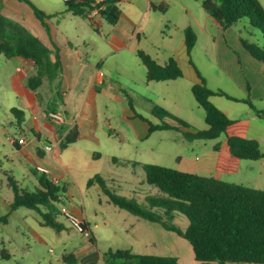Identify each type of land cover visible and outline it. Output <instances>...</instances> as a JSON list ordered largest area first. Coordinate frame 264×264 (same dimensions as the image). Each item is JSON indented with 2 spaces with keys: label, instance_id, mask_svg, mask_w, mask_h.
<instances>
[{
  "label": "crops",
  "instance_id": "obj_1",
  "mask_svg": "<svg viewBox=\"0 0 264 264\" xmlns=\"http://www.w3.org/2000/svg\"><path fill=\"white\" fill-rule=\"evenodd\" d=\"M19 2L21 1L0 0V4H3L2 13L26 26L51 50L52 62L59 60L60 74L53 83L47 77H43L41 86L33 91L28 88L27 82L30 77L38 74V69L34 64L22 58H6L5 56L0 58V61L2 59L6 61L5 64L1 63L3 66L0 65V135L8 131L7 127L10 130L15 125L21 127L18 137H7L11 146L6 145L0 139V166L5 167L4 160H9L14 167H24V160L32 162L35 166L34 169L24 168L28 173L33 174V177L35 176V190L39 187V182L34 172L37 170L38 173H43L39 171V168L47 170L45 173L47 177L64 189V196L59 195L61 201L65 197L83 198L93 193H96L99 198L97 204L100 216L98 214L95 216L94 221L97 222H94V225L91 224L89 216L83 208L72 204L67 208L68 212L78 216L86 223L91 236L88 241L83 242L82 250H79V246L67 245L60 260L64 262V256L75 255L76 264H104L103 255L106 251L120 249L129 250L136 256H171L177 257L179 264H197L192 246L186 242V239L166 230L160 224L147 221L124 209L115 207L99 185L88 186V181L91 178L102 174L100 169L94 165L101 159L102 154L98 151L106 147L114 149L115 140H119L121 143L120 156L110 155V157L118 177L133 173L139 175L140 185H144L146 181L144 165L148 163H144L138 158V155L144 150L135 148L132 143H128L124 136L134 137L135 140L148 138L151 135L149 124L137 117L136 113L142 115L146 120L150 121V119L137 110L138 98L135 99L137 93L123 84L113 82V79L104 72V63L108 55L114 53L121 55L128 51L137 56V52L141 50L151 55L162 66L174 58L182 67L181 60L176 58V55L180 50L187 53L185 33L177 45L174 35L164 32V27H166L164 16L157 15L159 11L151 8V4L158 5L164 0H122L119 4L120 20L115 25L109 24L111 27L107 28L106 32L104 29L107 22L95 10L89 11L87 18H82L74 16L72 12L68 11L65 3L62 16L52 15L53 18L46 20L48 25L46 28L35 14V17H23L22 5ZM125 4L127 6L124 9L121 5ZM23 8L26 10L25 6ZM46 14L51 15L50 12H46ZM71 18H76L77 21L82 19L94 26L100 37L105 38L111 45L107 56L96 52L89 40L86 39L87 33L84 30L73 31L68 28L67 24L72 20ZM52 20L55 21L53 26ZM232 28L224 30L219 25L217 27L219 41L216 43V48L218 47L220 50V55H218L221 59L220 62L224 65L223 69L235 79L234 82L244 89L247 90L246 82H244L245 77L252 79L255 88L253 91L251 90V100L262 101L261 99H264V65L244 52L242 53L244 76L242 72H239L240 67L236 66L239 58L235 57L229 49L226 50L228 40L232 41L238 50H241L239 47L241 41L236 37ZM215 39L217 38H214V43ZM150 43H153V47L148 50ZM118 65L123 68L122 64ZM237 71L239 72L238 76ZM196 78L194 84L199 82L197 74ZM179 79L161 81L160 84L170 85L178 82ZM154 82H148V86L153 88ZM256 89L262 90L258 96L254 94ZM39 90L42 94L39 93ZM7 93H12L11 98H15V100L4 101ZM53 101L57 104L56 111L64 114L63 124H57L49 118L51 113L49 107ZM41 107L44 108V115L38 117L36 113ZM142 107L146 113L154 116L152 107L149 105H142ZM13 109L22 111L23 122L18 121L12 113ZM223 111L229 118L237 121L231 116L232 106H227V109ZM27 114L33 116L32 120L27 122L31 123V126L25 130L22 128V123H25ZM245 119L248 122L247 131L252 135L250 139L257 140L262 150L264 120L257 119L251 108ZM133 120L141 121L145 127L142 126L140 131L139 123L135 122L136 125H134ZM75 126L79 130L78 141L61 149V143ZM22 135L26 136L24 144L18 142ZM235 135L232 134V136ZM70 148H74L75 152L65 155L64 152ZM79 148L86 151L84 158L81 157ZM129 150L135 151L136 156L129 155ZM262 152L264 153L263 150ZM2 174L6 180L4 181L0 176V195H4L5 191L9 194L10 180L13 178L17 182V179L12 170L2 168ZM261 175L262 178L255 181L258 185L255 188L264 190V169ZM103 204L107 205L105 209L101 208L104 206ZM41 226L43 225L41 224ZM94 229L98 230V239L105 242V248L100 246L99 240L93 234ZM33 232L38 239L44 241L42 234ZM68 251L71 252L68 253ZM5 253L10 259L11 254L7 251ZM132 264H138V259H134Z\"/></svg>",
  "mask_w": 264,
  "mask_h": 264
},
{
  "label": "rangeland",
  "instance_id": "obj_2",
  "mask_svg": "<svg viewBox=\"0 0 264 264\" xmlns=\"http://www.w3.org/2000/svg\"><path fill=\"white\" fill-rule=\"evenodd\" d=\"M31 1L45 13L50 12L51 16L61 17L63 10H65V2L63 0ZM259 1L264 7V0ZM19 3L22 5L21 11L23 12V17H35L33 9L28 4L22 1ZM158 5L166 7L165 12L160 13L161 11H159L157 15L164 16L166 25L164 32L168 35H174L177 45L179 40L182 39L184 29L187 27H191L197 36L195 49L190 56L183 50L177 52L176 58L181 60L184 77L170 85L154 82L153 88L149 87L146 80V68L136 54L126 51L121 55L114 53L109 56L107 53L111 45L105 38L100 37L94 26L88 24L86 21L82 19L77 21L76 18H71L72 20L67 25L73 31L84 30L87 33L86 39L89 40L96 52L102 56L108 55L104 63V72L113 79V82L123 84V86L137 93V97H135V99L138 98V103H136L137 110L149 118L151 122L156 124H162V122L173 124V120L171 119L164 118L161 121L155 116L146 113L142 105H149L152 108L155 106L164 108L174 118L187 123L193 132L208 130V125L205 122V111L198 105L191 90L192 85L197 79L193 65L205 79L210 89L223 90L239 100L245 99L248 96L251 98V90H254L255 84L252 79L245 77V86L250 87L249 95L247 90L237 82H234L235 79L231 77L230 73L223 69L224 65L221 64L220 56H218L220 55V50H218V47L216 48V43L219 41L217 34L218 24L205 12L202 7V0H164V2ZM24 6L26 10H24ZM126 6V4L121 5L124 9ZM54 22L52 20V26L55 25ZM105 27L104 31L106 32V29L111 26L106 23ZM232 29L240 41L242 39L246 40L264 50V36L259 29L250 24L249 20L242 19ZM214 38H217L215 39V43ZM229 41L226 43V50L229 49L235 57L239 58L236 66L240 67L239 72H242L244 76L242 53L245 52L250 57L251 55L241 42L239 43L241 50H238L234 43ZM152 44L148 45V50H151ZM190 61L193 65L189 63ZM1 63L5 64L6 61L4 59L0 61V65L3 66ZM118 64H122L123 68ZM262 64L264 65V63ZM261 91L260 89H256L254 94L258 96ZM39 93L42 94L41 90H39ZM11 97L12 93H7L4 101L10 102L13 99L15 100V98ZM261 100L257 99L253 103L257 109L264 110V99ZM211 101L221 111L226 110L227 106H232L233 112L231 116L237 120L232 128L228 129L226 133L217 139L190 141L184 136V129L181 131H156L149 135L148 138L142 140H135L134 137L129 136H124V138H127L128 143H132L135 148L144 150L138 155L140 161L144 163L158 164L180 171L193 172L201 176H211L229 183L245 184L244 186L247 185V187L251 188L257 187L258 185L255 181L262 178L261 173L264 169V160L252 161L235 158L231 155L227 143L228 137L232 136V134L249 139L252 136L247 131L246 125H248V122L245 119L247 113L250 111L249 106L242 102L230 101L221 96L213 97ZM42 106L45 105L42 104ZM43 110L44 108H39L36 115L42 117L44 115ZM32 116V114H27L25 123H22L23 129H29L31 123L27 122H29L28 120H32ZM133 122L134 125L139 123L140 131L142 126L145 127V124L141 121L133 120ZM7 129L8 131L0 135V139L6 145L11 146L7 137H18L21 127L15 125L13 129L10 130L8 127ZM114 147V149L106 147L98 151L102 154L101 159L94 164L95 167L100 169L102 172L101 176L107 181L112 191H116L117 195L127 199L136 200L144 207L149 206L147 198H168L158 188L148 184L146 181L144 185H140L138 174L134 175L131 173L118 177L110 155L120 156L121 143L119 140H115ZM262 150L264 151V143H262ZM74 152L75 149L70 148L64 153L65 155H71ZM85 152L83 149L79 150L82 158L85 157ZM128 154L136 156V152L132 150H129ZM23 162L24 167L35 168L32 162L27 160ZM4 163L5 167L0 166V176L4 181L6 177L2 174V168L13 171L20 188L26 189L29 192L35 191V176L33 177V174L28 173L22 166L14 167L13 163H10L9 160H4ZM74 173L76 172L74 171ZM8 193L5 191L4 195H0V264H66L60 260L66 246L72 244L74 247L79 246V250H82L83 242L88 241L91 236L88 232L82 234L66 218L65 212L68 211L67 208L70 207V204L83 208L87 216H89L91 224L94 225V222H97L94 221L95 216L99 212L97 204L99 198L96 193L83 198L78 196H75L73 199L65 197L62 201L53 204L54 220L63 226L60 232L45 226L42 216L36 210L23 207L12 210L11 204L14 200L12 188ZM60 195L64 196L63 192ZM103 205L101 208L105 209L107 205ZM3 217H7V220L5 221ZM173 222L183 230L189 225L188 219L180 213H174ZM33 231L37 234H42L44 241L42 242L38 239ZM93 234L99 240L98 230L94 229ZM186 242L189 243L187 240ZM99 244L102 248L106 246L103 240H99ZM2 251L9 252L11 254L10 259H3L1 257ZM70 252L68 251V253Z\"/></svg>",
  "mask_w": 264,
  "mask_h": 264
},
{
  "label": "trees",
  "instance_id": "obj_3",
  "mask_svg": "<svg viewBox=\"0 0 264 264\" xmlns=\"http://www.w3.org/2000/svg\"><path fill=\"white\" fill-rule=\"evenodd\" d=\"M19 1L28 4L36 18L48 28L46 20L53 16L40 10L31 0ZM121 1L103 0L96 6L90 0H73L65 3L67 10L74 16L87 18L89 11L99 9L101 17L108 24L115 25L121 17L119 7ZM202 7L224 30L232 28L242 19H247L264 36V7L259 0H202ZM2 8L3 4H0V58L2 56L22 58L34 64L38 74L30 77L27 82L28 88L33 91L41 86L43 77H47L53 83L60 74L59 60L52 62L51 50L26 26L6 17L2 13ZM151 8L161 12L166 11L164 5L151 4ZM184 33L187 54L190 56L196 45L197 36L191 27H187ZM241 42L255 60L264 63L262 48L243 39ZM137 56L146 67L148 82L177 80L184 77L182 68L174 58L162 66L144 51L139 50ZM193 67L199 82L193 85L192 93L198 105L205 111L208 130L193 132L187 123L174 118L164 108L155 106L152 114L161 121L164 118L171 119L173 124L162 122L156 125L136 113L137 117L148 122L150 134L156 131L184 129L183 134L190 141L219 138L235 124V121L212 103L211 98L214 96L242 102L253 110L257 119L264 120V110L257 109L250 96L239 100L223 90L210 89L196 67L194 65ZM247 92L250 93L249 86ZM56 107L57 104L53 101L49 112H55ZM12 113L19 122H23L22 111L13 109ZM78 138L79 130L75 126L61 143V149L76 143ZM227 143L231 155L235 158L252 161L264 158L257 140L230 136ZM144 170L146 182L167 195V199L147 198L149 206L144 207L136 200L117 195L108 188L101 176L91 178L88 186L99 185L115 207L160 224L166 230L186 239L192 246L197 264H264V190L158 164H145ZM34 174L38 178L39 187L33 192L20 188L13 178L10 180L14 192L11 208L17 210L23 207L36 210L42 216L45 226L60 232L63 226L54 220L52 207L54 203L61 201L59 195L64 189L53 183L45 173H38L36 170ZM174 213H180L188 219L189 225L185 230L173 222ZM3 218L7 220V217ZM81 227L82 233L89 232L85 222ZM1 257L9 259L5 251L1 252ZM103 259L104 264H132L134 259H138V264H179L177 257L136 256L129 250L120 249L106 251ZM63 261L67 264L77 263L75 255L64 256Z\"/></svg>",
  "mask_w": 264,
  "mask_h": 264
},
{
  "label": "built area",
  "instance_id": "obj_4",
  "mask_svg": "<svg viewBox=\"0 0 264 264\" xmlns=\"http://www.w3.org/2000/svg\"><path fill=\"white\" fill-rule=\"evenodd\" d=\"M64 2H69V1H73V0H63ZM93 5H99L103 2V0H90ZM95 12L99 13V9H94ZM49 118L57 123V124H63V122L65 121V117H64V114L62 112H58V111H55V112H51L49 114ZM26 141V136L25 135H22V137L19 139V143L20 144H24ZM47 149H50L49 147H47ZM39 171L43 172V173H47V170L43 169V168H39ZM65 216L66 218L70 221L71 225L78 229L81 233H82V227L81 225L83 224V221L81 218H79L78 216L66 211L65 212Z\"/></svg>",
  "mask_w": 264,
  "mask_h": 264
}]
</instances>
